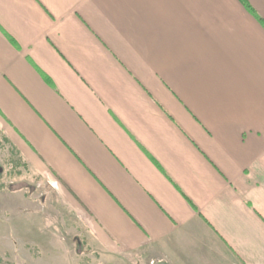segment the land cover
Listing matches in <instances>:
<instances>
[{
  "label": "crops",
  "instance_id": "1",
  "mask_svg": "<svg viewBox=\"0 0 264 264\" xmlns=\"http://www.w3.org/2000/svg\"><path fill=\"white\" fill-rule=\"evenodd\" d=\"M0 151L110 263L264 264V0H0Z\"/></svg>",
  "mask_w": 264,
  "mask_h": 264
},
{
  "label": "rangeland",
  "instance_id": "2",
  "mask_svg": "<svg viewBox=\"0 0 264 264\" xmlns=\"http://www.w3.org/2000/svg\"><path fill=\"white\" fill-rule=\"evenodd\" d=\"M11 156L0 151V264H114L88 245L83 219Z\"/></svg>",
  "mask_w": 264,
  "mask_h": 264
}]
</instances>
